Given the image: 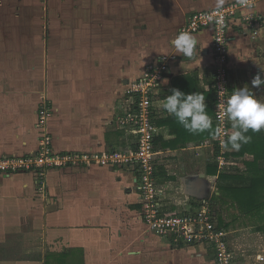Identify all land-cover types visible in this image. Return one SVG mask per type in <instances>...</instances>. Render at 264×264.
Returning <instances> with one entry per match:
<instances>
[{
  "label": "crops",
  "instance_id": "1",
  "mask_svg": "<svg viewBox=\"0 0 264 264\" xmlns=\"http://www.w3.org/2000/svg\"><path fill=\"white\" fill-rule=\"evenodd\" d=\"M142 1L64 0L56 6L54 34L45 37L39 53L20 56L0 48V158L37 150L43 106L51 112L48 131L57 152L128 148L133 138L116 123L128 87L147 64L175 55L173 76L165 82L156 113L155 148L164 157L158 166L163 211L181 214L211 200L229 232L235 264H264V232L236 222L247 218L245 212L221 195L218 175L208 174L216 164L219 173H244L255 148L227 149L230 164L219 167L215 130L212 136L208 130L182 134L189 140L175 150L164 146L177 137L168 123L162 124L172 118L162 107L172 89L202 94L207 108L212 107L208 115L215 128L211 32L194 36L197 48L191 59L176 54L171 44L190 15L216 8L215 0H148L151 5L145 8ZM258 11L260 28L231 31L230 91L247 85L264 102V84L256 88L251 83L257 74L264 79V0ZM145 19L158 27L181 25L169 37L160 31L157 45L143 48V34L136 28L149 30ZM248 135L264 140V128ZM44 185L34 174L0 177V264H215L211 252L177 247L148 230L130 172L112 167L50 170ZM24 244L37 256L20 259Z\"/></svg>",
  "mask_w": 264,
  "mask_h": 264
},
{
  "label": "built area",
  "instance_id": "2",
  "mask_svg": "<svg viewBox=\"0 0 264 264\" xmlns=\"http://www.w3.org/2000/svg\"><path fill=\"white\" fill-rule=\"evenodd\" d=\"M260 2L246 0L242 6L237 0H230L221 9L196 11L178 31V34L188 32L193 36L206 31L212 34L214 124L215 131L220 130L216 132L214 147L220 150L217 157L219 167L230 164L225 157L227 149L222 147L221 141L226 140L233 131L225 112L226 100L231 95L230 34L234 28L244 31L260 28L263 22L258 11ZM177 59L175 55L160 56L128 87L116 118L118 128L133 138L128 148L57 152L48 131L51 112L47 106H43L36 125L39 131L37 150L26 156L1 157L0 177L34 174L43 188L50 170L101 167L125 170L134 176L140 198V217L150 232L170 240L177 247L209 251L214 256L215 264H235L236 254L230 245L229 232L220 224L219 214L212 208L211 200L205 199L190 211L175 215L164 213L161 206L158 166L164 157L155 148L159 131L156 113L162 103L165 82L173 76L171 64Z\"/></svg>",
  "mask_w": 264,
  "mask_h": 264
},
{
  "label": "clouds",
  "instance_id": "3",
  "mask_svg": "<svg viewBox=\"0 0 264 264\" xmlns=\"http://www.w3.org/2000/svg\"><path fill=\"white\" fill-rule=\"evenodd\" d=\"M240 5H245L246 0H237ZM226 0H215L216 9H221ZM176 54L191 59L197 48L196 38L188 32H180L172 41ZM252 86L258 88L264 84L257 74L252 79ZM162 105L163 110L189 133H203L212 128L205 104V97L198 92L184 93L179 89H172ZM225 112L233 129L226 140L221 141L222 147L228 150L239 151L242 145L251 141L249 131L258 132L264 128V102H261L247 85L234 89L226 100ZM219 129L216 132L219 133Z\"/></svg>",
  "mask_w": 264,
  "mask_h": 264
},
{
  "label": "rangeland",
  "instance_id": "4",
  "mask_svg": "<svg viewBox=\"0 0 264 264\" xmlns=\"http://www.w3.org/2000/svg\"><path fill=\"white\" fill-rule=\"evenodd\" d=\"M62 1L64 2V0H0V48L5 51L7 50L9 52H14V54H17L19 52L20 56H22L21 53L32 54L34 51L39 53V51L43 49L42 46L44 45L43 41L45 37L48 36L49 40L51 39L52 34H54L53 21L58 16L56 6L59 5ZM66 1L71 2L72 0ZM77 1L81 0H73V2ZM142 5L145 8L146 6L151 5V3L148 0H144L142 1ZM46 6L48 10H46ZM165 11L167 12V10ZM46 18L48 19L47 21ZM150 21L152 20L145 19L143 23L148 24V27H150L149 30H145L144 27L136 28V30L138 29V33L141 32V34H143V48H149L153 45H157L160 31H166V34L164 35L169 37L173 33H176L178 27L181 25L178 24L174 26L171 23L169 27H158L153 25ZM160 22H164V20H161ZM170 22L171 21H169L168 23ZM181 22L184 21L181 20L178 23ZM133 30L134 27L128 28L127 36L133 34ZM19 60L22 61V59ZM155 62L156 60L152 63L147 64L143 71L149 65L154 64ZM18 66L22 67L21 65ZM143 71L141 75L143 74ZM137 78L132 82L136 81ZM232 213L233 212L230 211V215ZM226 214L228 215V213ZM226 214L225 216L227 217ZM239 218L240 219L236 220L237 223L242 224V222H246V219L242 218V216H240ZM29 247L30 245L27 244H24L22 246V251L19 252L21 255L20 259H27V257L30 256H37L36 253L30 251L31 248Z\"/></svg>",
  "mask_w": 264,
  "mask_h": 264
},
{
  "label": "trees",
  "instance_id": "5",
  "mask_svg": "<svg viewBox=\"0 0 264 264\" xmlns=\"http://www.w3.org/2000/svg\"><path fill=\"white\" fill-rule=\"evenodd\" d=\"M211 93L214 97L213 92ZM210 109H212L211 106L207 108V113L213 111ZM163 123H168L177 135L176 140L168 144L165 143V147L175 150L189 140L188 138H184V140L181 139V137H183L182 134L187 135L188 131L184 129L174 117L169 121L162 122V124ZM213 130H215L214 127L208 130L209 132L212 131L209 136L214 135ZM243 146H245V149H248V146L255 148L252 152L254 159L252 162H247L246 166L248 169L244 171V173H219L218 165L216 164L211 169H208V174L218 175V189L221 195L226 199L232 200L242 212H245L247 217V221L245 222L247 225L246 227H254L256 231L264 232V140L251 138V141L242 145L241 149ZM217 150H219V148H217ZM242 155L244 154H237V156ZM225 156L229 155L225 153Z\"/></svg>",
  "mask_w": 264,
  "mask_h": 264
}]
</instances>
